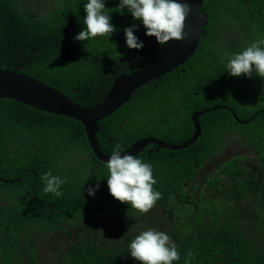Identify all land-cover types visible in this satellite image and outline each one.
I'll list each match as a JSON object with an SVG mask.
<instances>
[{"label": "trees", "instance_id": "16d2710c", "mask_svg": "<svg viewBox=\"0 0 264 264\" xmlns=\"http://www.w3.org/2000/svg\"><path fill=\"white\" fill-rule=\"evenodd\" d=\"M85 3L0 0V68L20 67L83 108L102 103L118 77L139 70L161 45L120 0H105L117 29L109 39L75 40L86 28ZM202 10L208 24L197 50L98 123L99 147L111 155L116 144L123 152L147 137L184 144L196 131L193 114L210 109L198 116L201 133L189 147L149 144L136 155L151 164L162 194L153 222L151 210L141 214L110 194L106 162L80 121L0 99V264H141L131 256L132 240L166 215L181 221L170 229L180 253L173 264H264V230L257 227L264 224V83L226 68L227 56L264 38V0H203ZM133 24L142 49L127 46L124 30ZM229 145L232 157L216 162ZM207 163L222 169L206 175ZM48 170L67 180L63 196L43 191ZM124 208L117 221L123 239L99 238L102 224ZM38 239L49 240L53 261L40 256Z\"/></svg>", "mask_w": 264, "mask_h": 264}, {"label": "clouds", "instance_id": "9594fccd", "mask_svg": "<svg viewBox=\"0 0 264 264\" xmlns=\"http://www.w3.org/2000/svg\"><path fill=\"white\" fill-rule=\"evenodd\" d=\"M119 8H127L135 20L142 21L147 29L146 35L154 36L161 46L172 40L183 41L188 35L185 31V21L193 11L188 2L120 0ZM108 10L105 0H87L84 4L86 16L83 21L86 28L78 33L75 40L85 42L97 37L109 39L117 29L111 22ZM136 27L133 24L124 30L126 43L130 49L144 47L143 42L134 34ZM262 46H264V38L254 40L243 51L227 56L226 68L230 75L234 77L246 75L264 83V47ZM225 107L236 114L231 107ZM106 167L109 171L107 180L110 194L121 203H128L132 209L147 214L162 198L161 192L154 189L157 180L154 179L151 164L131 154L122 155L120 144L114 146ZM41 181L45 185L43 191L46 194L63 196L61 189L62 185L67 183L66 179L53 175L52 171L48 170L41 175ZM98 187L99 185L96 188L90 187L88 194L94 196ZM130 253L141 264H173V261L180 259L177 246L170 237L154 229L143 231L136 236L130 244Z\"/></svg>", "mask_w": 264, "mask_h": 264}, {"label": "water", "instance_id": "95a60500", "mask_svg": "<svg viewBox=\"0 0 264 264\" xmlns=\"http://www.w3.org/2000/svg\"><path fill=\"white\" fill-rule=\"evenodd\" d=\"M177 2H188L193 9L185 21L187 37L183 41L172 40L167 42L139 70L118 77L106 99L99 105L92 108H83L52 86L21 73L20 67L13 70L0 68V99H12L46 112L77 119L83 124L95 155L107 163L110 155L102 152L97 138L99 121L118 110L141 86L179 67L197 50L200 44L203 28L208 24V15L202 10L203 0H177ZM26 62L27 60L23 64ZM214 108L218 107L215 106ZM208 110L210 109L196 111L193 114L196 131L186 143L172 145L154 137H147L132 144L122 152V155L131 154L136 156L149 144H157L158 147L175 150L189 147L201 133L198 116Z\"/></svg>", "mask_w": 264, "mask_h": 264}, {"label": "rangeland", "instance_id": "374dc122", "mask_svg": "<svg viewBox=\"0 0 264 264\" xmlns=\"http://www.w3.org/2000/svg\"><path fill=\"white\" fill-rule=\"evenodd\" d=\"M21 1L29 2L30 0H21ZM49 1L51 2L52 0H49ZM233 152H234V145H229L228 148L225 150V152L222 153L219 157H217L215 159V161L218 163H224L227 159H230L232 157ZM237 152L248 154V152L242 148L239 149ZM203 168H204L203 170L205 171L206 175H208L209 173H213L215 170L221 169V167L216 165L215 163H207V164H205V166ZM195 193H197V191H195ZM195 193H193V194H195ZM195 195L198 196L197 194H195ZM201 201H202V199H201ZM152 210H151V212H152ZM119 213H124V216H126V209L125 208L121 209V210L117 209V211H115L113 213L112 217H108L106 223L102 224V226H101L102 230L101 229L98 230V237L99 238H101V239L115 238L117 240L123 239L124 233H119V230H118V228L124 227L123 225H121L120 227L118 226L119 222H117V221L119 219V216H118ZM158 215H159V210H155L150 214L152 222L155 221V219L158 217ZM127 220H128V222H129V220H131L130 215L127 216ZM153 224L155 225V227H153L154 230L166 233L170 237L171 241H173L174 239L172 238L170 229L179 226L181 224V221L179 218H176L174 221H171L167 218V215H166V218H164V220L162 222H160V223L154 222ZM103 226H105V227H103ZM257 227H258V231L264 230V224L262 222L259 223ZM103 231L105 233L109 234V236L107 234H105ZM96 232L97 231H95V230L92 231L93 237H97ZM110 236H113V237H110ZM50 238L51 237H49V239ZM37 241H38L37 247L40 250V256L42 258H44L45 261H53L51 259L56 256V251H53L52 245L49 242V240L40 241L38 239ZM64 243H65V240L60 241V244H59L60 249L63 248Z\"/></svg>", "mask_w": 264, "mask_h": 264}]
</instances>
